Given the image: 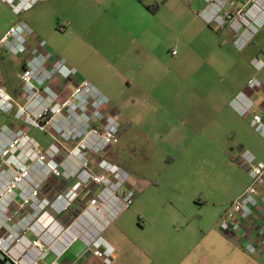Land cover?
<instances>
[{
  "label": "crops",
  "instance_id": "0c3cea01",
  "mask_svg": "<svg viewBox=\"0 0 264 264\" xmlns=\"http://www.w3.org/2000/svg\"><path fill=\"white\" fill-rule=\"evenodd\" d=\"M104 2L108 8L101 14V20L87 23L78 13L73 15L70 28L75 42L67 59L77 70L79 80L93 82L110 100L112 112L122 124L121 139L126 134H141L163 144L174 155L192 154L201 136L210 141L215 139L218 99L226 97L227 89L223 86L206 95L199 94L197 88L203 85L199 78L202 73L211 76L216 71L211 60L217 54L192 48L195 41L167 53H152L147 48L146 24L153 15L147 8L149 5L142 0ZM5 5L0 1V10L7 9ZM12 22L2 29L0 38ZM137 28L141 36L136 35ZM1 50H7L0 46V66L5 73L9 67L3 62ZM75 82L74 79L67 86V91L74 88ZM14 92L19 98L18 89ZM111 161L131 172L129 188L138 209L142 208L146 192L143 186L166 184L173 190V197L183 202L180 204L184 213L119 214L102 233L115 248L112 264H264V247L250 254L243 246L246 242L264 246V210L257 209L238 234L226 236L219 228L225 210L251 183L244 166L232 160L206 165L205 180L196 182L190 169V173L180 177L173 172L159 181L135 176L114 155ZM206 171L210 173L207 175ZM219 171L231 172L234 178L219 186L216 181ZM208 203L214 205L215 214H202ZM137 217L140 229L146 232L143 235L135 231ZM28 236L32 238V234ZM46 260L58 264H102L80 240L60 258L50 253Z\"/></svg>",
  "mask_w": 264,
  "mask_h": 264
},
{
  "label": "built area",
  "instance_id": "2783aa9c",
  "mask_svg": "<svg viewBox=\"0 0 264 264\" xmlns=\"http://www.w3.org/2000/svg\"><path fill=\"white\" fill-rule=\"evenodd\" d=\"M3 1L18 14L40 0ZM209 11L213 10L205 12L208 21L213 19L207 17ZM263 21L249 22L256 28ZM243 27L248 25L240 22L236 29ZM28 31L24 22L11 25L0 46L15 54L26 45ZM76 75L77 70L55 57L42 40L21 71L24 101L0 86V111L51 138L44 145L28 127L13 124L0 129V258L6 264H58L46 257L53 253L60 258L78 240L102 264L113 263L115 248L102 233L131 207V175L104 157L121 136L109 99ZM74 79V88L63 96L62 89ZM239 99L240 114H247L253 102L245 95ZM252 126L264 132V117L256 115ZM235 159L247 169L251 183L220 219L219 228L226 236L238 234L257 209L264 210V161L243 148ZM243 246L250 254L264 247L252 242Z\"/></svg>",
  "mask_w": 264,
  "mask_h": 264
},
{
  "label": "rangeland",
  "instance_id": "374dc122",
  "mask_svg": "<svg viewBox=\"0 0 264 264\" xmlns=\"http://www.w3.org/2000/svg\"><path fill=\"white\" fill-rule=\"evenodd\" d=\"M142 1L147 3L153 12L146 24L148 50L155 54L167 53L172 48L180 49L184 43L195 41L192 48L217 54V58L211 60V66L216 71L211 76H205L203 73L199 76L203 84L197 88L199 94L202 92L207 95L209 92L212 95L225 86L227 95L224 99H218L216 138L210 141V138L201 136L196 141L192 154L174 155L167 152L163 144L159 145L141 134H126L122 139L120 136V143L114 145L104 157L110 161L113 155L118 157L135 176L148 180L162 181L164 176L173 172L180 177L185 172L190 173L191 169L196 182L206 179V165H220L232 160L239 163L235 157L240 155V148L264 161V132L257 131L252 126L256 115L264 117V21L256 28L249 22L257 23L264 19V0ZM5 4L7 9L0 10V32L10 21H13L11 25L24 22L29 26L27 43L18 52L9 54L1 50L3 62L9 68L3 73L0 66V86L18 101H24L20 75L32 49L37 47L40 41H46L55 57L64 59L66 65L71 67L67 58L71 52L70 47L72 48L75 42V34L70 28L73 15L78 13L84 22L89 23L101 20V14L108 8L104 0H40L17 14L8 3ZM209 9L213 10L214 15L210 21L205 17V12ZM241 21L247 24L248 28L237 30L236 27ZM244 32L246 38L239 42V37ZM136 35L141 36L138 28ZM60 80L56 78V81ZM252 81L257 82L255 87H251ZM89 82L95 87L93 82ZM197 85L199 84L195 86ZM15 89H18L19 98L15 95ZM68 93L69 90L62 89L63 96ZM242 95L249 98V103L253 102L248 113L244 115L239 111V98ZM13 124L28 127L32 135L44 145L50 144L51 138L44 132L16 122L11 115L0 111V129L4 125ZM119 124L122 135L120 121ZM67 146L72 147L70 144ZM208 173L210 172H207V175ZM230 173L218 172L216 181L219 186L234 178ZM129 174L131 175V172ZM143 189H146V192L141 200V210L136 203H132L131 207L121 214H184L180 204L183 202L173 197V190L168 185H152L149 188L143 186ZM203 190L206 191L207 188ZM202 214H215L214 205L205 204ZM139 224L141 221L137 217L138 228L136 227L135 231L137 235H143L146 232L143 233Z\"/></svg>",
  "mask_w": 264,
  "mask_h": 264
},
{
  "label": "bare ground",
  "instance_id": "6f19581e",
  "mask_svg": "<svg viewBox=\"0 0 264 264\" xmlns=\"http://www.w3.org/2000/svg\"><path fill=\"white\" fill-rule=\"evenodd\" d=\"M213 8H214V7H213ZM262 11H264V9H263V8H262ZM209 13H210L211 15H209ZM207 17H208V18H212V17H213V13H212L211 11H210V12H208V13H207ZM241 22H242V21H241Z\"/></svg>",
  "mask_w": 264,
  "mask_h": 264
},
{
  "label": "trees",
  "instance_id": "16d2710c",
  "mask_svg": "<svg viewBox=\"0 0 264 264\" xmlns=\"http://www.w3.org/2000/svg\"><path fill=\"white\" fill-rule=\"evenodd\" d=\"M147 8H148V9H151L150 6H147ZM0 260H1V263H2V264H6L5 260H3V259H1V258H0Z\"/></svg>",
  "mask_w": 264,
  "mask_h": 264
}]
</instances>
